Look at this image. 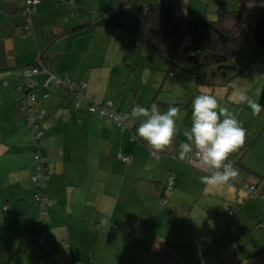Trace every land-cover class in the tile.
Listing matches in <instances>:
<instances>
[{
  "label": "crops",
  "instance_id": "crops-1",
  "mask_svg": "<svg viewBox=\"0 0 264 264\" xmlns=\"http://www.w3.org/2000/svg\"><path fill=\"white\" fill-rule=\"evenodd\" d=\"M25 1L0 0V83L7 81L0 84V264H264V150L253 152L254 136L264 140V120L256 122L264 110L251 81L207 87L191 72L170 74L168 63L127 31L110 34L120 20L111 18L114 0H106L108 10L99 3L102 15L72 9L67 0H39L22 19ZM96 33L103 41L120 37L124 49L102 55L90 45ZM40 53L54 76L82 83L86 99L74 106L62 87L43 98L49 74L38 72L45 116L37 146L18 100L22 71ZM109 55L119 62L106 63ZM104 101L125 115L126 128L99 115ZM35 151L48 160L43 192L51 201L41 242L32 201ZM194 152L201 158L189 165ZM237 159L244 166L220 177L203 171ZM244 181L259 195L244 191Z\"/></svg>",
  "mask_w": 264,
  "mask_h": 264
},
{
  "label": "trees",
  "instance_id": "trees-1",
  "mask_svg": "<svg viewBox=\"0 0 264 264\" xmlns=\"http://www.w3.org/2000/svg\"><path fill=\"white\" fill-rule=\"evenodd\" d=\"M232 2L233 4L221 3L216 11V18L210 20L206 17L194 18L187 14L181 15L175 11L164 9L152 2H146L140 5L138 0H114L111 7V18H116L117 20L121 19V12H124L125 8L131 10L142 9L143 15L138 18L130 17L128 26L123 28L143 50L152 56L164 59L168 63V72H171L170 74H173L177 69L188 71L194 75L195 81L199 86H225L226 88H230V81L237 74L235 73L233 61L246 49V42L250 34H252L253 40L257 45L264 46V0H233ZM27 6L26 0L19 12V17L22 19H26L28 15L34 12L33 9L31 12L26 13ZM90 23L94 24L93 21H90ZM88 25L89 24H83L73 29H79ZM116 25L123 26L124 24L116 23ZM186 37H188V41H185ZM44 59L45 57L40 53L38 60L31 64V66H40L51 75V71H49L44 64ZM23 78V94L18 100V104L23 99H26V79L24 76ZM58 78H67L70 84L65 85L62 83L52 85V82L48 84V86L42 84L47 90V93L43 94L44 96L42 97H47L48 93H50L53 88L62 87L73 93L75 99L74 106L78 107L80 104L76 105V94L79 93L78 96H82L81 102L86 99L82 92V83L74 82L66 75ZM0 84L5 86L7 81H2ZM75 84L80 87L78 89H73L72 87ZM38 86H40V84L37 82L36 86L33 87V93L35 95L34 101L30 102L26 100L28 109H32L35 113H37L39 109L44 111L42 117L36 120L42 132V120L45 116V109L37 105L39 97L36 94V88H38ZM88 101L91 102L87 107L90 113L89 107L95 102L94 97H88ZM258 106L264 110V79L258 95ZM107 117L112 119L117 128L120 129L113 116ZM24 119L26 126L31 129L26 121L25 113ZM242 138H239V140ZM35 140L38 146L39 139ZM36 154L42 155L39 151H35L33 157ZM47 162L48 160L46 158V164ZM225 163L229 165L227 173L231 172L230 170L233 168L238 169L244 166L238 159L231 162L227 160ZM34 229L37 239L41 242L43 238L38 236L37 219Z\"/></svg>",
  "mask_w": 264,
  "mask_h": 264
},
{
  "label": "rangeland",
  "instance_id": "rangeland-1",
  "mask_svg": "<svg viewBox=\"0 0 264 264\" xmlns=\"http://www.w3.org/2000/svg\"><path fill=\"white\" fill-rule=\"evenodd\" d=\"M46 1L51 3L58 2V0H54V1L46 0ZM138 1L140 5L146 2H152L164 9L175 11L181 15L187 14L188 16L194 18L206 17L207 19L210 20L216 18L217 16L216 11L218 7L221 5V3L233 4L232 2L233 0H191V2H188V0H138ZM64 3L66 4V6H69L71 8L72 7L75 8L76 6H79V8L81 9L83 8V10H87V12H91L92 15L95 14L102 15V12H99L100 11V8L98 6L99 3L102 4L103 9L105 10H108L110 6L109 1L106 0H67ZM81 9H78V12L81 13ZM63 15L65 16L68 14L65 12L63 13ZM142 15H143L142 9L131 10L129 8H126L119 22L117 21L119 24L123 23L125 25L123 26L118 25L119 28H117L116 24H114L115 25L114 30L116 31L110 33V31L107 30V33L112 34V36H115L119 32L125 33L126 30L123 27L128 26L129 24L128 21L130 17L138 18L141 17ZM77 16H80V14H77ZM58 17L59 19H61L62 14H58ZM86 34L88 35L89 33ZM103 38L104 35L98 33H96L94 37L93 34H91V36L89 37V39L91 40L90 45L92 44V47L100 49L102 55L105 54V50H107L108 52L111 51V53H113L112 55H116L118 50L122 51L124 49V40H121L120 37H115L113 38V40L111 39L109 41H103L102 40ZM185 41H188V37L185 38ZM242 56L244 57L242 58ZM237 58L238 59L235 58L233 61L235 67V73L237 74L230 81V86H233V84H239L242 81L243 82L251 81L252 90H254L255 88L257 91H260L264 79V67H262V62H264V46L257 45L253 40L252 34H250L246 42V49L241 55L237 56ZM248 59L250 61L249 63L247 62ZM118 62L119 61H117L115 57L111 55L107 56L106 63H118ZM238 62H241V64H239ZM175 72L176 74L181 73L179 70H175ZM246 73L247 75H245ZM137 79L138 76H136L134 80L137 81ZM253 114H255V112H253ZM258 117L259 118L256 120V122L258 120H261V122L264 120V114H260V115L258 114ZM256 137L257 139H255L253 145V152H255L256 150H264V140H262L263 138L261 136L259 137L257 134L254 136V138Z\"/></svg>",
  "mask_w": 264,
  "mask_h": 264
},
{
  "label": "built area",
  "instance_id": "built-area-1",
  "mask_svg": "<svg viewBox=\"0 0 264 264\" xmlns=\"http://www.w3.org/2000/svg\"><path fill=\"white\" fill-rule=\"evenodd\" d=\"M37 2H38L37 0H27L28 6L25 12L26 13L31 12V10L34 9V6ZM40 71H44L40 66H30L25 68L22 73L26 79L25 82L26 99L30 102H33L35 98L34 97L35 95L33 93V87L36 86L37 81L34 79V76ZM51 82L52 85L62 84V83L65 85L70 84L67 78L60 79L53 75H49V77L43 82V85L48 86V84H50ZM79 87H80L79 85L75 84L73 85L72 88L78 89ZM78 94L79 93L76 94V98H77L76 105H79V103L82 100V96L80 95L78 96ZM26 99H23L19 103V107L25 113L27 119L26 121L30 126V128L32 129V131L34 132L35 139H39L42 132L40 131L36 120L42 117L44 111L42 109H39V111L35 113L32 109H28L27 107L28 103ZM94 110L95 109L93 105L89 107L90 112H93ZM99 115L101 117L113 116L120 130H123L126 127L124 122L125 115H123L120 112L113 111L111 108V103L108 101L102 103L101 107L99 108ZM245 131L246 129L244 128L241 129L239 138H242ZM152 155H156V154L152 153ZM200 158H201V154L199 152H194L187 157L186 163L189 165H195L200 160ZM34 159H35L34 171L31 175V180L34 186L32 191V200L34 204L38 207V218H37L38 236L40 238H43L45 236L44 231L46 227V217L48 216L47 206L50 205L51 203L48 196L43 192L44 183L49 177V172L46 164V158L44 156L36 154L34 156ZM126 160L129 161L128 159ZM228 166L229 165L225 162L214 161L206 164L203 167V171L210 176L220 177L225 173H227V168H229ZM174 178H175V173L172 171L166 180V188L170 189L172 187L174 183ZM240 186L244 191L248 192V194L251 195L252 197L259 195V191L254 183L244 181ZM260 196L264 199V193L263 194L261 193ZM160 202L164 203L165 199L161 198ZM233 212L234 210L232 209L229 211V214H232ZM262 218L264 219V214Z\"/></svg>",
  "mask_w": 264,
  "mask_h": 264
}]
</instances>
